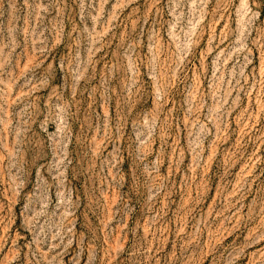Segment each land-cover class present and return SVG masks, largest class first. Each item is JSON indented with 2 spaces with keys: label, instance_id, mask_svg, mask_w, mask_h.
Instances as JSON below:
<instances>
[{
  "label": "rangeland",
  "instance_id": "obj_1",
  "mask_svg": "<svg viewBox=\"0 0 264 264\" xmlns=\"http://www.w3.org/2000/svg\"><path fill=\"white\" fill-rule=\"evenodd\" d=\"M0 264H264V0H0Z\"/></svg>",
  "mask_w": 264,
  "mask_h": 264
}]
</instances>
